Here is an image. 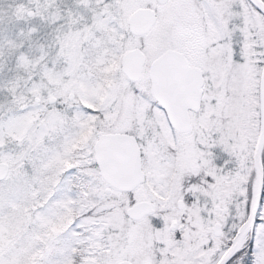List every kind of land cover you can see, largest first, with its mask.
<instances>
[{
  "label": "snow or ice",
  "instance_id": "snow-or-ice-1",
  "mask_svg": "<svg viewBox=\"0 0 264 264\" xmlns=\"http://www.w3.org/2000/svg\"><path fill=\"white\" fill-rule=\"evenodd\" d=\"M0 264H264V0H0Z\"/></svg>",
  "mask_w": 264,
  "mask_h": 264
}]
</instances>
